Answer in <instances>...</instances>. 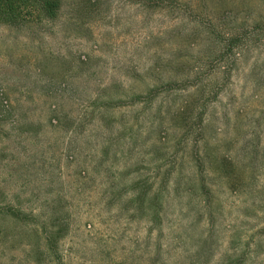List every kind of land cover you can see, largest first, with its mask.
<instances>
[{
    "label": "rangeland",
    "instance_id": "rangeland-1",
    "mask_svg": "<svg viewBox=\"0 0 264 264\" xmlns=\"http://www.w3.org/2000/svg\"><path fill=\"white\" fill-rule=\"evenodd\" d=\"M132 1L0 24V264H264V0Z\"/></svg>",
    "mask_w": 264,
    "mask_h": 264
},
{
    "label": "trees",
    "instance_id": "trees-1",
    "mask_svg": "<svg viewBox=\"0 0 264 264\" xmlns=\"http://www.w3.org/2000/svg\"><path fill=\"white\" fill-rule=\"evenodd\" d=\"M132 2L145 7H151L152 5L159 4V2L163 3L164 1L133 0ZM170 2L172 3V1ZM60 10L61 0H0V24L18 26L34 18L40 19L39 22H52L58 18ZM253 29L260 32L261 35H255L256 33L253 31H246L243 36L244 41L242 44L245 45L247 42H253L261 36L264 38V21L254 25ZM240 40V37L233 32L228 41L226 40L227 43L221 42L222 48L221 46L219 47L221 59L225 58L224 61H226L228 54L232 52L239 54L242 50V47L238 44ZM246 46H248V44ZM235 49L236 51H234ZM187 105H189V103L186 102L185 106ZM52 119L55 120L56 118Z\"/></svg>",
    "mask_w": 264,
    "mask_h": 264
}]
</instances>
